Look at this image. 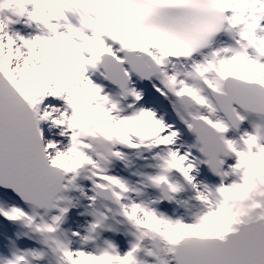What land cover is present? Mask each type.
Wrapping results in <instances>:
<instances>
[{"label": "snow or ice", "instance_id": "obj_1", "mask_svg": "<svg viewBox=\"0 0 264 264\" xmlns=\"http://www.w3.org/2000/svg\"><path fill=\"white\" fill-rule=\"evenodd\" d=\"M0 264H264V0H0Z\"/></svg>", "mask_w": 264, "mask_h": 264}]
</instances>
